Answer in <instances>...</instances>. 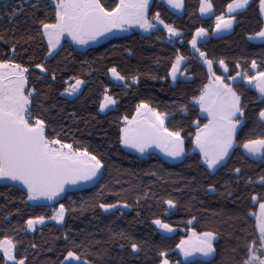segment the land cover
<instances>
[{
    "label": "trees",
    "instance_id": "16d2710c",
    "mask_svg": "<svg viewBox=\"0 0 264 264\" xmlns=\"http://www.w3.org/2000/svg\"><path fill=\"white\" fill-rule=\"evenodd\" d=\"M32 2L29 0L23 5L24 11L11 18V9L16 7L19 12L21 0L0 2V34L4 36L0 40V61L29 67L28 88L36 93L32 106L34 116L42 117L50 132L52 128L61 132L60 138L65 143L102 159L105 168L95 184L65 192L54 205L25 204L23 186L0 185V239L5 235L14 237L18 256H26L27 264H63L70 250L90 264H160L162 251L167 253L169 264L178 261L184 264L176 253V245L190 228L197 234L205 231L216 234L212 264L229 261L235 264L244 255V239L251 240L253 235H258L254 216L249 213L259 209L252 195L264 197V185L259 183L264 177V161L249 156L239 145L249 138L264 137V126L258 120L264 103L243 82L233 84L246 106L238 129L237 147L232 150L227 167L208 172L200 165L199 155L192 151L191 144L196 131L192 121L199 119L201 127L207 123L198 107L191 104V98L198 96L208 83V73L191 52L188 41L197 28L206 30L208 35L199 46L216 61L213 70L225 82L237 77V73L252 76L253 60L264 71V43L253 44L248 38L263 27L259 0H251L244 11L235 14L231 34L218 39L211 38L215 16L225 15L231 0H211L213 12L205 19L199 16L200 0H183L181 16L169 11L162 0H152V12H160L165 23L182 33L174 42L169 41L162 29L149 35L133 32L84 52L76 51L65 41L55 59L49 57L45 62L46 73L35 67L43 61L46 52V42H41L37 32L40 20L54 22V10L44 3L33 9ZM101 2L109 10L117 4V0ZM177 51L186 57L183 72L188 80L180 79L172 85L168 72ZM220 59L225 61L227 72L220 68ZM237 63L240 68L236 67ZM112 67L127 78V85L124 81L123 84L113 82L108 71ZM53 73L55 81L51 79ZM132 76H139L137 84H132ZM76 79L84 82L80 94L64 97L62 93L67 84ZM105 94L117 103L114 109L101 114L99 106ZM141 103L166 113L169 130L183 129L188 158L169 164L156 154L139 157L122 148L119 130L124 126V119L130 120ZM180 106H187V115L179 111ZM236 168L241 170L239 175L234 171ZM209 188L214 189L213 195H209ZM168 199L176 204L175 208L169 209L164 203ZM100 202L127 203L129 207L103 214L98 207ZM61 204L67 210L62 225L49 223L32 233L27 231V219L43 215L45 220H50ZM155 219L169 224L177 230L176 234L161 235L153 226ZM120 232L131 239L111 238ZM133 242L140 246V252H132Z\"/></svg>",
    "mask_w": 264,
    "mask_h": 264
},
{
    "label": "snow or ice",
    "instance_id": "6c2138e0",
    "mask_svg": "<svg viewBox=\"0 0 264 264\" xmlns=\"http://www.w3.org/2000/svg\"><path fill=\"white\" fill-rule=\"evenodd\" d=\"M250 0H231L227 4L224 14L215 16V31L222 32L230 30L237 14L246 9ZM29 0H21L19 12L13 7L10 18L24 11V4ZM42 3L54 10V22L40 20V29L37 36L41 42L46 41V52L43 61L36 63L35 67L41 73H46L48 68L46 61L49 57L55 59L58 49H62L61 40L67 36L76 45H87L89 42H98L102 37L109 34L115 35L114 30L127 31L128 27H139L143 32L152 30L158 31L162 25L168 34L170 42L173 38H179L182 33L172 24L165 23L160 12L153 13L151 0H119L114 8H109L101 0H34L31 3L33 9H37ZM170 8L180 11L183 9V0H164ZM8 7L7 5L5 6ZM199 11L201 15L213 12L211 0H200ZM259 14L264 17V0H259ZM35 22V21H34ZM208 33L204 28H197L188 41L199 60L208 69L209 82L203 86L198 96L191 98L193 106H199L200 114H206L207 123L201 127L199 119L193 120L195 135L191 137V144L194 150L199 152V163L208 172H216L222 167H227V160L232 150L237 147L238 128L242 125V117L246 106L242 103L241 95L237 94L233 84L236 77H231L233 84L225 82L224 77L216 75L213 66L216 61L209 58L207 53L201 51L200 39ZM264 41V27H261L254 36L248 37ZM4 36L0 34V40ZM29 40L35 37H28ZM19 43V41H17ZM13 54L16 46H12ZM186 57L177 51L175 59L171 62V70L168 76L175 82ZM220 68L225 72L228 68L223 59L218 61ZM240 68V64H236ZM251 67L257 69V63L252 61ZM116 81H124L127 85V78L122 76L115 67L108 69ZM29 67L11 61H0V181H9L11 184L6 187L22 185L26 190V200L38 201L41 199L52 201L55 197L66 191V185H76L79 182H88L102 178V170L105 164L96 155H89L87 151H80L73 144L65 143L60 137L61 132L55 128L49 131V126L42 117L34 116L32 111L33 99L36 95L34 89H29ZM238 76L249 85H254L259 93L261 103H264V71H258L256 75L248 73H237ZM51 79L56 80L53 73ZM132 84L139 82V76L131 77ZM84 82L76 79L71 89H66L68 96H72L80 90ZM107 92V89L105 90ZM63 95V93H62ZM116 100L105 95L100 103V111L103 112L109 105L116 104ZM179 111L187 115V106H180ZM143 117V119H137ZM168 116L166 113L155 110L147 103L137 105L136 116L131 121L124 119L126 127L119 130V142L126 148L144 154L148 148L155 146L161 149L166 156L173 159L181 157L188 158L185 152V138L182 136L183 129H172L166 126ZM258 119L264 122V108L258 112ZM264 126V123H262ZM240 147L251 157L264 161V137L249 138ZM235 173L240 174L236 168ZM155 175V173H150ZM249 183H252L249 180ZM260 184L264 185V177H261ZM103 191V189H102ZM209 191L214 189L209 188ZM116 195H119L118 193ZM231 195V193H229ZM254 204H258L259 211L249 213L256 218V233L251 240L244 239V255L235 261V264H264V197L252 195ZM138 202V201H137ZM169 209L175 208L176 204L171 200H164ZM98 207L104 212L117 208H128L127 203H104L100 202ZM66 208L63 204L55 210L50 219L57 224L65 220ZM7 220V216L4 217ZM45 216L29 218L25 221L27 231H35V225H43ZM158 228L166 233L173 232L167 223L160 219L152 221ZM192 224V220L188 221ZM21 229H16L20 231ZM111 234V229H109ZM112 239H131L126 233L120 232L111 236ZM68 237L65 236V240ZM216 234L212 231L203 233L190 232L188 240H181L176 248L179 253L187 259L194 255L205 258V260H193L191 264H212L211 259L216 253L214 241ZM123 246V245H122ZM36 248L35 244L31 245ZM133 253L141 251L140 246L131 243ZM163 259L161 264H169L166 252L159 254ZM65 261H77L78 264H90L87 259L81 261V257L73 251H68ZM0 264H27L26 256H18V243L14 237L7 235L0 239ZM177 264H180L178 261ZM232 264V262H227Z\"/></svg>",
    "mask_w": 264,
    "mask_h": 264
},
{
    "label": "rangeland",
    "instance_id": "374dc122",
    "mask_svg": "<svg viewBox=\"0 0 264 264\" xmlns=\"http://www.w3.org/2000/svg\"><path fill=\"white\" fill-rule=\"evenodd\" d=\"M2 1H8V0H0V2H2ZM162 1H163V3H164V0H162ZM250 1H251V0H250ZM118 2H119V0H117V3H118ZM151 3H152V0H151ZM249 3H250V2H249ZM164 5L167 7V9H168L169 11H171V12L174 13L175 15L181 16V15L183 14V9L180 10V11H177V10H175V9L170 8L166 3H164ZM243 11H244V10H243ZM241 12H242V11H241ZM239 13H240V12H239ZM209 14H210V13H208V14H206V15H201V13H200V11H199V16H200V18H202V19L207 18V17L209 16ZM227 15H228V14H227V12H226L225 16L227 17ZM234 15H235V14H234ZM261 18H262V21H263V27H264V17H261ZM233 26H234V23H233ZM125 27L127 28V31L114 30L115 35L109 34L106 38L99 39L98 42H89V44H87V45H83V46L76 45V44L72 43V41H71L67 36H65V37L62 38V40H61V44H62L63 42H65V41H67V42H69V43L72 45V47H73L76 51L84 52V51H86V50H88V49H90V48H94V47H96V46H98V45H100V44H102V43H104V42H106V41H108V40H110V39L118 38V37H122V36H126V35H129L130 33H133V32H137V33H140V34H142V35H149L150 33L156 31V30H152V31H149V32H143L139 27H135V26H133V27H128L127 25H126ZM158 29H162V30L165 32V34L168 36L167 32L163 29V26H162V25H159V26H158ZM232 29H233V27H232L230 30H226V31H222V32H216V31H215V28H214V30H213V32H212V34H211V38H213V39H218V38H222V37L228 36L229 34H231ZM175 39H177V38H173V40H175ZM249 41H250L251 43H253V44H263V43H264V41H261L260 39H252V40L249 39ZM45 42H46V41H45ZM200 42H201V39H200ZM200 42H199V43H200ZM190 49H191V52H192V53H193V54L199 59L198 54H195V53H194V51H193V49L191 48V46H190ZM58 50H59V49H58ZM58 50H57V51H58ZM199 61H200V60H199ZM200 62H201V64L204 66V68L206 69V71H207V73H208V69H207V67L202 63V61H200ZM183 66H184V63H183V65L181 66V69H180V71L183 73V75H179V74H178L177 80H180V79L188 80L186 74L183 72ZM252 76H254V75H252ZM169 80H170V82H171L172 85L177 81V80H176V81L174 82L170 76H169ZM208 82H209V81H208ZM226 82H228V84H233V81H232L231 79H229V80L226 81ZM239 82H243L247 87H249V88H251V89H253V90L256 91L254 85H249V84H247V83H246L241 77L237 76V77H236V81H235V83H239ZM235 83H234V84H235ZM74 84H75V82H73V83H68L67 86H66V89L70 90V89H71V86L74 85ZM83 87H84V84H82V85L80 86V90H79L78 92H76L75 94H73L72 96H68L67 93H66V91H65V92L63 93V96H64V97H75V96H77V95L80 94V92H81V90H82ZM256 92H257V91H256ZM257 93H258V92H257ZM258 94H259V93H258ZM105 95H107V94H105ZM105 95H104V96H105ZM104 96H103L102 100L104 99ZM114 107H115V104H114V105H109V106H108L103 112L100 111V113H101V114H105V113H107L108 111L114 109ZM197 107H198V109H199V106H198V105H197ZM136 112H137V110H136ZM199 113H200V112H199ZM134 116H136V113L134 114ZM134 116H133V117H134ZM200 116H201L202 118H204V119L207 120V116H206V114H200ZM133 117H132L129 121H131V120L133 119ZM137 119H143V117H137ZM207 122H208V121H207ZM123 127H126V125L124 124ZM239 128H240V127H239ZM239 128H238V129H239ZM122 148L125 149L127 152H130V153H132V154H135V155H137V156H139V157H146V156L149 155V154H156L158 157H160L162 160H164L165 162H167V163H169V164H177V163L181 162L182 159L184 158V157H181L180 159H173L172 157L166 156V155L164 154V152L161 151L160 148L155 147V146H152V147L148 148L147 151H146L144 154H141V153L135 151V149L126 148V147H124L123 145H122ZM192 151H193L194 153H196V154L199 155L198 150H194V148H192ZM97 180H98V179H94V180H92V181L78 183V184H76V185H73V186L67 188L65 192H67V191H74V190H80V189L87 188V187H89V186L95 184ZM7 184H11V182H9V181H0V185H7ZM24 190H25V189H24ZM25 192H26V190H25ZM65 192H64V193H61L60 196L55 197L52 201H48V200L41 199V200H38V201H28V203L31 204V205H54V204H56V203L59 202V200L63 197V195L65 194ZM58 209H59V207H58ZM117 209L126 210L127 208H117ZM117 209H113V210H111V211H109V212H104V211L101 209V212H102L103 214H109V213H111V212H114V211L117 210ZM49 223H53V224H56V225H62V224H63V223H62V224H57L54 220H51V219H50V220H45V223H44L43 225H45V224H49ZM43 225H35V229H36V228H39V227H41V226H43ZM153 226H154L155 229H156L161 235H163V236L170 237V236H173L174 234H176V232H177V230L174 229V228H172V227H171V228L173 229V232H171V233H166V232H164L162 229L158 228L155 224H153ZM28 232L32 233L33 231H28ZM190 232H194V231L191 230L190 228H188V230H186V237L183 238L182 240H188V239L190 238ZM215 241H216V240H215ZM215 241H214V242H215ZM176 253H177L178 256L180 257L181 262L184 263V264L187 263V262H190L191 260H194V259H203V260H205V258L200 257V256H198V255H194V256H192V257H188L187 259H185V257H183V256L179 253V250H178L177 248H176ZM63 264H78V262H77V261H65V259H64ZM160 264H161V263H160Z\"/></svg>",
    "mask_w": 264,
    "mask_h": 264
},
{
    "label": "water",
    "instance_id": "95a60500",
    "mask_svg": "<svg viewBox=\"0 0 264 264\" xmlns=\"http://www.w3.org/2000/svg\"><path fill=\"white\" fill-rule=\"evenodd\" d=\"M102 38H104V37H102ZM102 38H100V39H102ZM258 71H260L259 66H257V69H256V70H253L252 67L250 68V72H251L252 75H256V73H257ZM113 82H114L115 84H123V81H116V80H114V79H113ZM258 120H259V119H258ZM259 122H260V121H259ZM260 123H264V122H260ZM79 183H81V182H79ZM77 184H78V183H77ZM21 186H22V185H21ZM71 186H73V185H66V186H65V189H67V188H69V187H71ZM209 195H213V191H209Z\"/></svg>",
    "mask_w": 264,
    "mask_h": 264
},
{
    "label": "crops",
    "instance_id": "0c3cea01",
    "mask_svg": "<svg viewBox=\"0 0 264 264\" xmlns=\"http://www.w3.org/2000/svg\"><path fill=\"white\" fill-rule=\"evenodd\" d=\"M204 38H205V37L201 38V41H202ZM258 211H259V209H258ZM258 211H257V212H258ZM254 220H255V222H256V218H255V216H254Z\"/></svg>",
    "mask_w": 264,
    "mask_h": 264
}]
</instances>
